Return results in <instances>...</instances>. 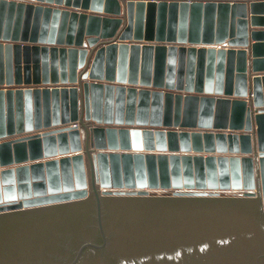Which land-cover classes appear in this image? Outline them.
Segmentation results:
<instances>
[{
	"label": "water",
	"instance_id": "obj_1",
	"mask_svg": "<svg viewBox=\"0 0 264 264\" xmlns=\"http://www.w3.org/2000/svg\"><path fill=\"white\" fill-rule=\"evenodd\" d=\"M0 264H264V0H0Z\"/></svg>",
	"mask_w": 264,
	"mask_h": 264
},
{
	"label": "built area",
	"instance_id": "obj_2",
	"mask_svg": "<svg viewBox=\"0 0 264 264\" xmlns=\"http://www.w3.org/2000/svg\"><path fill=\"white\" fill-rule=\"evenodd\" d=\"M72 125H74V126H77V125H78V123H74V124H72Z\"/></svg>",
	"mask_w": 264,
	"mask_h": 264
},
{
	"label": "bare ground",
	"instance_id": "obj_3",
	"mask_svg": "<svg viewBox=\"0 0 264 264\" xmlns=\"http://www.w3.org/2000/svg\"><path fill=\"white\" fill-rule=\"evenodd\" d=\"M72 126H74V125H72Z\"/></svg>",
	"mask_w": 264,
	"mask_h": 264
},
{
	"label": "rangeland",
	"instance_id": "obj_4",
	"mask_svg": "<svg viewBox=\"0 0 264 264\" xmlns=\"http://www.w3.org/2000/svg\"><path fill=\"white\" fill-rule=\"evenodd\" d=\"M74 124V123H73Z\"/></svg>",
	"mask_w": 264,
	"mask_h": 264
}]
</instances>
